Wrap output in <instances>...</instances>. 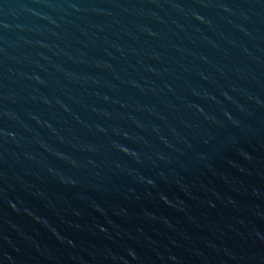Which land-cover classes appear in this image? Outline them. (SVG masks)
<instances>
[{
	"label": "water",
	"instance_id": "95a60500",
	"mask_svg": "<svg viewBox=\"0 0 264 264\" xmlns=\"http://www.w3.org/2000/svg\"><path fill=\"white\" fill-rule=\"evenodd\" d=\"M0 264H264V0H0Z\"/></svg>",
	"mask_w": 264,
	"mask_h": 264
}]
</instances>
